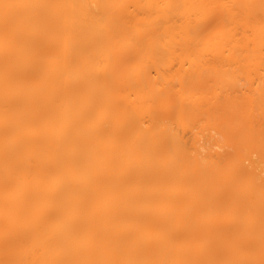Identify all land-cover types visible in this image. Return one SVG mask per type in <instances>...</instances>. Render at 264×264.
<instances>
[{"label": "bare ground", "instance_id": "bare-ground-1", "mask_svg": "<svg viewBox=\"0 0 264 264\" xmlns=\"http://www.w3.org/2000/svg\"><path fill=\"white\" fill-rule=\"evenodd\" d=\"M0 264H264V0H0Z\"/></svg>", "mask_w": 264, "mask_h": 264}]
</instances>
